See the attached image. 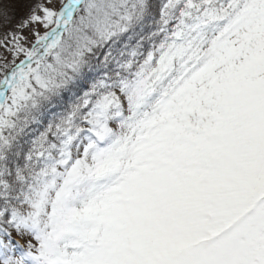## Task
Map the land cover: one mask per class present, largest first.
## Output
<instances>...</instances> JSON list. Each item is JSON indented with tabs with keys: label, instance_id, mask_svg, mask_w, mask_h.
<instances>
[{
	"label": "snow or ice",
	"instance_id": "snow-or-ice-1",
	"mask_svg": "<svg viewBox=\"0 0 264 264\" xmlns=\"http://www.w3.org/2000/svg\"><path fill=\"white\" fill-rule=\"evenodd\" d=\"M0 264H264V0H0Z\"/></svg>",
	"mask_w": 264,
	"mask_h": 264
}]
</instances>
